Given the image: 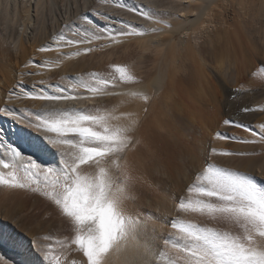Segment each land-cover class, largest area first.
<instances>
[{
    "label": "bare ground",
    "instance_id": "6f19581e",
    "mask_svg": "<svg viewBox=\"0 0 264 264\" xmlns=\"http://www.w3.org/2000/svg\"><path fill=\"white\" fill-rule=\"evenodd\" d=\"M249 1L251 5H254V9L250 4V6L248 5L247 2ZM249 7L253 11H250ZM93 8L99 12L108 13L109 19L105 20L95 15L91 10ZM141 9L150 11L155 18L152 20L145 19L140 14ZM80 14H86L94 23L105 30H122L126 27L124 22H130L137 30H143L146 34L118 37L119 43H114L109 39H101L86 45L56 47L53 37L60 31L71 36L72 31L64 28V25L77 21ZM236 14L239 15L242 24L246 23L248 19L243 26L247 27V33L249 32L248 34L251 35V39L248 38L249 35L247 39L253 41L252 47L256 46L257 50L263 52L264 0H252V3L251 0H119V5L113 3L112 0H0V105L7 104L8 107L16 109L18 114H21V110H23L25 115L28 110H41L51 107L95 108L102 112L115 110L117 115L121 112L138 113L141 123L136 136L141 140V144L137 146L136 151L128 153L127 160L132 165L135 175L142 176L143 180L151 182L155 187L149 189L138 186L136 190L137 199L127 201L126 211L132 215L152 213L155 226L162 232L171 230L168 221L178 215L192 222L206 223L209 226L227 229L228 226L216 225L205 217L181 214L176 211L177 198L186 193L187 185L192 181H190L191 174L188 173V169L184 173L185 179L187 178V185L182 186L175 171L180 164H183L185 158L197 170L204 167L203 154L207 149L205 146L207 141L204 140L205 135L202 136V134H206L205 128H208L209 125L204 127L207 125L200 126V123L198 125L195 122L193 111L196 112L195 109L197 108H194L196 107L194 104L199 102L196 101L202 99L201 101L206 102V94L208 93L206 89L210 90L212 88L210 85L214 84L215 80L220 78L219 81L229 86L236 79L235 82L238 81L239 75H236V78L234 73L237 71L239 74V71H243L239 69L240 66L239 71L236 67L238 64L236 60L241 54L239 53L240 55L237 56L238 52L236 53L232 48L231 51L236 53L235 56L233 55L229 48L233 45L226 44L228 49L225 48L231 52V57L237 58L236 60L229 57V54L228 56H220V49H223V45L219 39L229 32L231 24L238 19ZM241 17L244 19L242 20ZM231 19H235V21L233 20V22ZM249 20L250 25L248 24ZM242 24L239 23L238 25L241 26ZM76 27L77 25L73 24L72 30H75ZM237 30L235 31L237 32ZM177 35H179L178 39ZM227 35L222 40L226 41ZM227 39L232 41L231 44L235 43L230 38ZM242 43L241 48L244 47V42ZM236 44L238 45V43ZM47 45H53L52 49L45 52L39 51L41 47ZM86 47H90L92 51L85 53L83 49ZM225 48L223 51H226ZM235 48L234 50L240 46ZM133 49H140V52L142 51L140 57L142 58L146 54L145 58L149 61L146 63L150 64H147L146 67L144 65V70L138 67L139 72L135 71L137 65L135 69L132 68L135 63L141 66L146 60L138 58L139 55L137 54L135 57L141 60H137L141 64L135 62L134 59L133 65H131L132 70L130 68L136 77V82L121 83L118 88H109V91L113 93L112 95L93 96L81 90L80 99L56 102L33 99L23 95L19 98L13 95L9 101L5 95L14 89L18 83L22 87L16 88L17 92L39 93L42 90L50 92L51 89L47 85L55 84L53 83L54 80H51L53 74L79 72L82 67H85L84 65H89L88 60L84 63L86 58L94 61L90 60L89 66L95 68L102 64L103 60L121 65L122 62L120 60L121 63H118L117 56H122L123 59V53L129 54L130 50L133 51ZM76 51H79L80 55H70ZM120 53L121 55H119ZM221 53L224 54V52ZM225 53L227 54V52ZM256 53L258 52L256 51ZM259 54L262 55L261 52ZM57 61H59L58 64ZM26 64L27 67H25ZM242 68L245 69L243 66ZM244 73L246 72L244 71ZM30 81H37L35 84L39 85L33 86ZM42 81L44 83H41ZM215 84L220 85V88L223 85L222 83V85ZM214 86L216 87H214L215 90L219 88V86ZM130 91L148 94L151 97V102L145 104L142 100L129 97L126 93ZM261 91L264 93V88ZM216 93H214L215 97H218ZM191 94L193 95L191 96ZM262 96L264 101V95L262 94ZM254 98H259L262 101L259 96ZM192 100L195 101L194 104L191 103ZM226 100L227 98H225ZM215 102L219 104V100L216 101L215 99L213 103ZM220 103L224 104L223 101ZM263 103H261L262 106ZM227 104L225 107L227 106L228 111L232 106ZM258 104H254V106H258ZM145 107L147 108L146 113L144 112ZM260 112L262 113V111ZM21 127L22 125L10 117L0 115V132L3 133L0 136V159H7L5 155L6 144L19 147L25 154H33V149L27 143L19 140L16 135L17 130ZM216 128L214 127V129ZM213 139L219 140L218 142L223 145V139ZM213 156L210 157L211 161ZM34 158H36L35 155ZM253 161L254 158L247 159V165ZM38 162L45 166H56L50 154H41ZM0 217L4 218L0 220V231L4 232L6 236L11 234L21 241L19 246L8 242L0 244V255L6 256L13 264H41L40 258L29 247L30 238L37 234L50 237L44 243L52 245L53 254H59L63 251L68 257L79 260L80 253L75 250L76 246H71L73 250L69 252L68 246L66 245L62 249L60 243L74 238L72 222L57 214L54 205L47 199L27 191L10 190L0 186ZM64 258L65 256H61V259ZM123 258L121 256L115 264H122Z\"/></svg>",
    "mask_w": 264,
    "mask_h": 264
},
{
    "label": "snow or ice",
    "instance_id": "6c2138e0",
    "mask_svg": "<svg viewBox=\"0 0 264 264\" xmlns=\"http://www.w3.org/2000/svg\"><path fill=\"white\" fill-rule=\"evenodd\" d=\"M112 2L119 5V0ZM91 10L109 19L108 13ZM140 14L145 19L155 18L145 9ZM124 23L126 27L122 30H105L86 14H80L77 21L64 25L72 31L71 36L60 31L53 40L59 48L101 39L119 43L118 37L146 34L130 22ZM73 24L77 25L75 30H72ZM52 47L47 45L39 51H49ZM83 51L92 49L86 47ZM70 55L78 56L80 52ZM112 67L118 76L95 72L77 75L66 78L68 84H48L51 91L39 93L17 92L16 88L22 87L18 83L5 95L9 101L13 95L50 102L69 101L80 99V90L93 96L112 95L109 88L136 82L128 67ZM260 71L264 73V66ZM126 95L145 104L151 102V97L143 92L130 91ZM0 115L22 125L16 135L33 149L29 155L19 147L6 144L7 159H0V186L47 199L57 214L72 222L74 238L60 243L62 249L67 245L69 252L73 250L71 246H76L79 260L63 251L53 254L52 245L44 243L50 237L37 234L30 238L29 247L41 264H115L121 256L124 257L122 264H264V183H259L250 173L219 166L210 160L212 155L250 153L218 152L209 145L203 154L204 167L193 172L186 193L177 198L178 213L205 217L216 225L228 226L227 229L192 222L178 215L168 221L171 230L162 232L155 226L152 213L132 215L126 211L127 201L137 199L138 186L155 187L135 175L127 160L128 153L136 151L141 144L136 136L141 123L138 113L117 115L115 110L51 107L28 110L25 115L23 110L18 114L16 109L3 104ZM224 124L249 129L248 125L233 120H225ZM259 129V140L264 142V124ZM215 138L227 137L216 132ZM239 139L243 143L257 142ZM41 154H50L56 166L38 162ZM187 163L185 158L183 164ZM5 242L21 244L19 238L0 231V244ZM0 264L13 262L0 255Z\"/></svg>",
    "mask_w": 264,
    "mask_h": 264
},
{
    "label": "rangeland",
    "instance_id": "374dc122",
    "mask_svg": "<svg viewBox=\"0 0 264 264\" xmlns=\"http://www.w3.org/2000/svg\"><path fill=\"white\" fill-rule=\"evenodd\" d=\"M248 3V5L250 4V1L249 2H247ZM251 3H252V0H251ZM247 5V6H248ZM251 5V4H250ZM249 5V6H250ZM238 6V5H237ZM251 7H253V9H254V5L252 4L251 5ZM250 9H252V8H250L249 7V10ZM250 11H253V10H250ZM236 15H238V14H236ZM242 15V14H241ZM244 16V15H243ZM240 17H239V15H238V19L237 18H235V19H237V20H239V21H235V19H231V21H233L234 23H232L231 25V28H230V30H229V32L228 33H226L225 34V36L223 35V36H221L220 37V39H219V41L220 42H222L221 44L223 45L222 47H223V49L227 46V45H230V46H232L233 45V47H229L230 48V51H231V49L233 48V51H235L236 53H237V56L238 55H240L238 58L239 59H237V58H235V60H236V62L238 63L237 65H236V67H237V69L239 68V66H240V70H243V71H239V69H238V71H239V74L237 73V71H236V73H234L235 75L234 76H236V75H239V77L241 78H239L238 77V81L237 82H235L237 79V76H236V78H234V79H236L235 81H234V83H238V84H232V82L230 83V85L229 86H226L225 84H223V82H221V81H219L220 80V78L218 79V80H215L214 81V84L212 85H210V87H212L210 90L212 91H210V90H208V89H206V91L208 92L207 94H206V102L208 101V100H211V101H208L209 103H211V104H209L208 102H207V104H206V102H204V100L203 101H201V100H197L196 102H198V103H196V104H194V102H193V100H192V102L191 103H193L196 107H194V108H197V109H195L196 110V112H194L193 111V114L195 113V115L193 116L195 119V122H197V124L199 125V123H200V126H204V125H207V126H204V127H208V125H209V127L208 128H205L206 129V134L204 133V134H202V136H204L203 138H204V140L205 141H207V142H205V146H206V148H208L209 147V145H211V147L212 146H214L213 144H215L216 146H214L217 150H218V152L220 151V150H226V151H229V152H236V153H250L249 155H229L230 156V158H229V156H225V155H214L213 156V158H212V163H214V164H217V165H219V166H223V167H228V168H231V169H233V170H239V171H242V172H247V173H250L251 175H253V176H255L256 178H257V181L259 182V183H264V165L262 166V164H264V142H260V140H259V126L260 125H262V124H264V110H261L262 108H263V106H264V101H263V99L261 98V96H262V94L264 95V93H262V89L264 88V73H262L261 71H260V68L262 67V66H264V51L262 52V51H259V50H257L256 49V46H253L252 47V43H253V41L252 40H250L251 39V35H249L248 33H247V27H243V26H245L244 24H246L247 23V21H248V19H247V21H246V23H244V24H242L243 22H240V19H239ZM241 19H242V17H241ZM244 19V18H243ZM242 19V20H243ZM246 19V18H245ZM241 20V21H242ZM239 23H241L242 25L241 26H239L238 24ZM250 23V20H249V22H248V24ZM233 24H234V26H233ZM250 25V24H249ZM237 27V28H236ZM235 28V29H234ZM243 28H244V30H243ZM246 28V29H245ZM236 29H238L237 30V32L235 31ZM235 31V32H233V31ZM244 31V32H243ZM230 32H231V35L229 36V34H230ZM232 33H234V34H232ZM239 33H240V35H239ZM244 33V34H243ZM228 34V35H227ZM239 35V37H238V35ZM247 34V35H246ZM226 35L228 36L227 38H230V40H233V42H235V43H232L231 44V42L232 41H228V39L227 38H225L226 39V41L225 40H222V38L223 37H226ZM248 35H249V37H248ZM232 36H233V39H232ZM238 38H237V37ZM240 36H241V38H240ZM246 36V37H245ZM235 37V38H234ZM247 37L248 38H250L249 40L250 41H252V42H250L248 39H247ZM179 38V35H177V39ZM224 39V38H223ZM240 39V41H237V40H239ZM225 41V42H224ZM237 41V42H236ZM248 41V42H247ZM229 44H228V43ZM240 42V43H239ZM242 42H244V47H242L241 48V46H243V43ZM223 43H225V44H223ZM236 43H238V45L236 44ZM227 44V45H226ZM235 44V45H234ZM241 44V45H240ZM249 44H250V46H249ZM252 44V45H251ZM226 45V46H225ZM235 46H240V48H238V47H236V48H238V49H236L235 48ZM249 47V48H248ZM250 47H252L251 49H250ZM227 49H228V47H226ZM226 48H225V50H226ZM234 48L236 49V50H234ZM244 48V50L242 51V49ZM223 49H220V56L222 57V56H228V54L230 55L229 57H231V52L229 51V50H226V51H223ZM255 49H256V51L258 52V53H256V51H255ZM137 50V51H136ZM243 52V54H244V52H246L244 55L242 54V52ZM246 50V51H245ZM132 50H130V52H131ZM135 51V52H134ZM230 53H229V52ZM129 52V51H128ZM129 52V54H127V52L126 53H123V59H122V56H117V60H118V63H121V66H126V67H128L129 69L131 68V65H133V62H134V59L136 60L135 62H139V61H141L140 59H138V58H141V59H146V60H144V64H143V61H142V64L143 65H139L138 63H135V65H134V67H132V68H134L135 69V66L137 65V67H136V69H135V71L137 70V68L139 67H141V70H144V68L146 67V65L148 64H150V63H146V62H149L148 60H147V58H145V55H144V58H142V57H140L142 54H141V52H140V49H133V51L130 53ZM140 54H139V53ZM221 52H224V54H226L225 52H227V54L226 55H224L223 53H221ZM235 52H232L233 53V55L235 56ZM259 52H261V54L262 55H260L259 54ZM134 53V54H133ZM240 53V54H239ZM137 54L139 55V57L136 59V57L135 56H137ZM223 54V55H222ZM119 55H121V53L119 54ZM243 55V56H242ZM259 55H260V57H259ZM130 56V57H129ZM236 56V57H237ZM134 57V58H133ZM259 57V58H258ZM114 58H116V57H114ZM120 58V59H119ZM231 58H233V57H231ZM233 58V59H234ZM243 58V59H242ZM250 58H251V60H250ZM128 59V60H127ZM247 59V60H246ZM89 62H88V61ZM93 61L92 59H87L86 58V60H84V63H86V61H87V63L90 65V62L91 61ZM106 60V59H105ZM120 60H121V62H120ZM137 60H139V61H137ZM253 60V61H252ZM131 61V62H130ZM133 61V62H132ZM241 61H243V62H241ZM94 62V61H93ZM83 63V64H84ZM102 64H100V65H98L97 66V68H95V67H91V66H89V65H84L85 67L87 66V68H85V67H82L81 68V70H79V72H76V73H74V74H67V73H63V74H60V73H55V75L53 74L52 75V77L54 78H52L51 77V80L53 81V83H63V84H68V79H66V78H69V77H75V75H78V74H80V75H85V74H89L90 73V71H91V73H93V72H95V73H100V74H102V75H115V76H118V74L117 73H115V71H114V68H112L111 66H113V65H117V64H114L113 62H107V60L104 62V60H103V62H101ZM107 63V64H106ZM108 63H111V64H108ZM140 63V62H139ZM122 64H124V65H122ZM141 64V63H140ZM107 65V66H106ZM108 65H110V66H108ZM144 65H145V67H144ZM247 65V66H246ZM103 66H105V67H103ZM130 66V67H129ZM244 67L245 69H241V67ZM250 66V67H249ZM98 68H99V70H98ZM132 68H131V70H132ZM97 69V70H96ZM112 69V70H111ZM250 69H251V71H250ZM101 70V71H100ZM107 70V71H106ZM130 70V71H131ZM140 70V71H141ZM255 70V71H254ZM112 71V72H111ZM134 71V70H133ZM138 72H139V69L137 70ZM244 71L246 72V73H244ZM132 72V71H131ZM242 72V73H241ZM78 73V74H77ZM82 73V74H81ZM66 74V75H65ZM117 74V75H116ZM254 74V75H253ZM250 75V76H249ZM59 76V77H58ZM66 77V78H65ZM251 77V78H250ZM65 78V79H64ZM245 78V79H244ZM248 78H250V79H248ZM260 78V79H259ZM56 79V80H55ZM243 79V80H242ZM252 79V80H251ZM217 81V82H216ZM248 81V82H247ZM37 81H30V84L31 85H39V84H35ZM263 82V83H262ZM215 83H218V84H221L222 85V87L224 86V88H220V85H218L219 86V88H217L216 90H215V86L214 85H216L217 86V84H215ZM252 83V84H251ZM255 84V85H254ZM258 84V85H257ZM41 85V84H40ZM228 85V84H227ZM238 85V86H237ZM251 85V86H250ZM217 86V87H218ZM237 86V87H236ZM208 87V86H207ZM215 87V88H214ZM226 87V88H225ZM260 87H261V89H260ZM209 88V87H208ZM220 89V90H219ZM215 90V91H214ZM259 90V91H258ZM81 91V90H80ZM212 93V94H214L215 92H219L218 93V95H217V93H216V96H218V97H215V94H214V96L212 97V94L210 93V92ZM82 92H84V90L82 91ZM258 93L257 95H256V93ZM86 93V92H85ZM195 93V91L193 92V94ZM193 94H191V96L193 95ZM209 94H211V95H209ZM220 95H222L221 97H220ZM261 95V96H260ZM209 96H211V97H209ZM229 96V97H228ZM260 97L261 99H262V101L259 99V98H254V97ZM263 97V96H262ZM192 98V97H191ZM194 98V97H193ZM205 98V97H204ZM213 98V99H212ZM216 99V101H218L219 100V104H218V102H215V103H213L214 101H215V99ZM218 98V99H217ZM225 98H227V100L225 101ZM229 98V99H228ZM257 99H259V100H257ZM195 100V99H194ZM254 100H256V101H254ZM190 101H191V99H190ZM203 102L202 104L204 105H202L201 104V102ZM223 101V103L224 104H222V103H220V102H222ZM228 101H230L228 104H227V102ZM259 101H261V102H259ZM226 102V103H225ZM256 102V103H255ZM259 103V104H258ZM261 103H263V106H262V104ZM216 104V105H215ZM225 104H227V105H229L231 108H230V110H228L227 111V106L225 107ZM254 104L256 105V104H258V106H254ZM198 105V106H197ZM206 105V106H205ZM220 106V107H218V106ZM224 105V106H223ZM202 106V107H201ZM262 106V107H261ZM191 109L193 110L194 108H193V106L191 105ZM215 107V108H214ZM201 110H200V109ZM202 108H204V109H202ZM217 108V109H216ZM244 108H250V109H252L251 111H248V112H245V111H243V109ZM216 109V110H215ZM232 109V110H231ZM264 109V108H263ZM197 110H199V111H197ZM204 110V111H203ZM210 110V111H209ZM260 111H262V113L260 112V114H259V112ZM215 111V112H214ZM198 112H199V114H198ZM211 112V113H210ZM240 112V113H239ZM197 113V114H196ZM203 115H202V114ZM213 113V114H212ZM206 114V115H205ZM212 114V115H211ZM215 114H217V115H215ZM203 117H202V116ZM251 117H250V116ZM198 116V117H197ZM215 116V117H214ZM213 117V118H212ZM196 118H197V121H196ZM204 118V119H203ZM200 119V120H199ZM201 119H203V120H201ZM214 119V120H213ZM216 119V120H215ZM225 120H233V121H235V122H238V123H242V124H245V125H248L249 126V129L248 130H245V128H243V127H236L235 126V124H224L223 122L225 121ZM214 121V122H213ZM210 122V123H209ZM217 122V123H216ZM207 123V124H206ZM202 124V125H201ZM212 124V125H211ZM213 124H214V126H213ZM221 125V126H220ZM203 127V128H204ZM211 127V128H210ZM214 127H217L216 129H214ZM231 127V128H230ZM208 129V130H207ZM214 130H215V132H220V133H222V134H224L227 138L226 139H223L224 141H223V145H222V143H219L218 141H216V140H214L213 138H215V132H214ZM227 130V131H226ZM208 131V132H207ZM210 131V132H209ZM253 132H256L257 133V135H253L252 133ZM210 133V134H209ZM213 135V136H212ZM212 137V138H211ZM207 138V139H206ZM239 138H243V140H246V141H252V140H255V141H257L256 143H243V142H241V140L239 139ZM209 141V142H208ZM217 142L218 144H216L215 142ZM220 156V157H219ZM231 156L233 157V159L231 160ZM236 156V157H235ZM226 157H228V158H226ZM244 157V158H243ZM221 158V159H220ZM224 158V159H223ZM239 158V159H238ZM246 158V159H245ZM252 159V158H254V161H253V163H249V165H247V159ZM262 158H263V160H262ZM238 159V160H237ZM256 159V160H255ZM211 160V159H210ZM216 161V162H215ZM237 163V164H236ZM241 163V164H240ZM236 164V165H235ZM183 165V166H182ZM187 165V166H186ZM186 165H184V164H180L179 165V167H177V169H176V171H175V174H177L178 175V181L180 182V184L182 185V186H184V184L185 185H187V182H186V180H187V178L185 179V175H184V173L185 172H187L188 171V169H189V171H188V173L189 174H191L190 176H191V180L190 181H192V179H193V172H196V171H198L196 168H194L193 167V165L190 163H187ZM181 166V167H180ZM261 166H262V168H261ZM185 167V168H184ZM244 168V169H243ZM249 168V169H248ZM187 169V170H186ZM251 169V170H250ZM259 169H260V171H259ZM182 171V173H180ZM190 171H191V173H190ZM262 173V174H261ZM179 174H180V176H179ZM176 176V175H175ZM182 182V183H181ZM185 182V183H184ZM165 188H166V186H165ZM165 192L166 193H168V191H166L165 190Z\"/></svg>",
    "mask_w": 264,
    "mask_h": 264
}]
</instances>
